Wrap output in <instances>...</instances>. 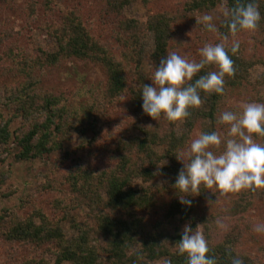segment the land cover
<instances>
[{"label":"trees","instance_id":"obj_1","mask_svg":"<svg viewBox=\"0 0 264 264\" xmlns=\"http://www.w3.org/2000/svg\"><path fill=\"white\" fill-rule=\"evenodd\" d=\"M248 2L250 0H184L181 5L183 13L179 15L156 12L148 17L144 25L131 19L125 20L121 27L123 36L119 38L123 52L119 56L92 36L74 13L64 15L56 27L50 29L57 45L56 51L31 58L25 53L20 55L14 49L5 50V57L2 58L7 66L5 74L10 72L15 77L16 73L22 81L15 86L6 84L3 87L0 104L14 115L29 119L28 125L10 132V119H5L0 112V144L6 153L11 146L16 148L17 160H47L73 131L82 134L91 131L99 136L101 130L96 121L97 110L103 111L108 105L123 103L131 126L138 131L136 135H104L99 141L94 136L90 141L94 144L93 153L106 155L107 165L95 171L73 157L71 167L60 175L61 200L57 199L55 204L61 203L62 213L66 214L68 209L81 205L87 208L81 219H72L75 233L71 237L68 238L62 229L64 215L50 217L40 209H34L28 215L19 211L0 215V240L28 251L22 260L10 259L7 264H152L158 259L171 264H187L186 257L177 254L178 241L186 225L194 232H197L198 225L201 226L209 247L207 255L214 257L217 264H231L233 257L242 258L244 264H264V247L260 248L262 253L259 258L247 251L242 242L251 228L249 211L254 206L255 195L264 192V188L255 191L245 189L230 200L224 211L230 223L221 232L218 214L211 213L205 202H198L192 196L186 197L192 201L190 206L181 204L178 196L185 194L173 187L183 167L178 159L183 158L189 146L194 126H198L200 133L216 131L225 99L233 90L244 87L254 65H264V0H254L261 20L257 29L251 32L252 41L260 46L261 53L254 50L247 53V46L240 40L241 34L247 31L232 37L225 20L218 28L220 38L226 35L239 41V49L235 53L230 50L234 40L229 45L225 44L234 62L235 74L225 76L223 95L201 91V105L189 108L190 115L178 122H169L163 115L153 120L141 107L142 87L152 83L151 78L160 60L171 52L182 57L186 55L187 43L178 37L180 20L188 14L191 19L193 12L210 10L217 4L223 3L231 9L238 3ZM146 32L153 34L155 44L151 55L152 71L148 75L140 70L137 48L138 41ZM74 59L100 65L106 75L104 89L82 91L79 95L81 99L75 103L40 90L35 69L57 66L65 60ZM22 67L29 71L26 78L20 70ZM212 67L206 66L187 83H194ZM179 122L184 127L181 133L176 132ZM255 140L264 145V137H255ZM67 155L71 158V154ZM156 170L167 178L168 186L152 184ZM5 175L0 171V185ZM46 179L56 182L50 176ZM136 179L149 184L138 187ZM48 182L42 187H51ZM201 187L202 197L213 205L216 193L203 185ZM44 252L52 257V262L44 256Z\"/></svg>","mask_w":264,"mask_h":264},{"label":"rangeland","instance_id":"obj_2","mask_svg":"<svg viewBox=\"0 0 264 264\" xmlns=\"http://www.w3.org/2000/svg\"><path fill=\"white\" fill-rule=\"evenodd\" d=\"M10 2L0 1V96L3 87L6 84L18 85L22 81V77H15L7 72L5 74V57L6 49L17 50L20 55L31 58L41 57L44 52L52 53L57 50V45L50 35V29L56 27L61 18L69 13H74L88 29L89 33L94 36L105 47L110 49L112 53L119 56L123 49L119 44V38L123 36L121 27L123 21L133 20L139 25H144L148 17L156 12H169L172 15L183 13L182 2L184 0H9ZM226 6L221 3L217 4L210 10L195 11L191 19L189 14L186 18L180 20L178 24L179 38L185 41L186 55L183 56L189 61L198 62L199 49L206 43L217 44L225 43L229 45L234 40L228 38L223 40L217 32H209L201 25V17L205 14L213 16V23L217 30L222 21L225 20L224 12ZM240 40L247 46V53H261L260 46L252 41L251 32L241 34ZM154 37L151 32L144 33L137 43L140 53V70L145 75L152 71L151 55L154 51ZM252 48V49H251ZM13 62V61H12ZM14 64V63H13ZM15 65V64H14ZM26 78L27 73L23 67L20 69ZM214 67L211 71H216ZM39 80L38 86L43 92H51L60 95L61 98L75 103L79 99L82 91H97L99 88L104 89L106 75L103 68L90 61L81 60H65L57 66H46L43 69H35ZM244 87L235 89L225 99L221 112L233 111L240 112L243 106L249 102L264 103V65L256 64L250 71ZM78 98V99H76ZM3 101L0 97V102ZM97 124L101 133L99 136L94 135L91 131L84 134L71 132L67 140L63 141L60 149L52 152L47 160L29 159L17 160L15 155L17 149L10 147L9 153H6L4 146L0 144V171L5 172L4 182L0 185V215L4 212L19 211L22 215H28L34 209H40L50 217H58L64 215L62 229L69 238L75 232L72 228V219H81L87 212V208L83 205L68 209L64 214L60 204L56 205L57 199L61 200L60 186L58 184L60 175L65 173L71 167L72 158L76 157L84 165L92 170H99L107 165L106 155L95 154L94 144H90L92 138L97 141L104 135L128 134L136 135L138 131L131 126L128 111L123 103L111 106L108 105L105 110H97ZM101 111V112H100ZM0 112L3 117L9 120L8 129L10 132L19 130L20 127L26 126L29 119L23 118L21 115H14L11 110L4 108L0 104ZM219 114V116H220ZM216 132L222 137H227L228 128L225 125L216 126ZM184 127L181 122L177 125L176 132L181 133ZM200 134L197 125L190 132L189 146L194 139ZM97 141H94L96 143ZM188 146V148H189ZM187 148V149H188ZM185 150V152L187 151ZM217 155L224 150V144L211 149ZM71 154V158H69ZM73 154H75L73 156ZM163 163H167L163 161ZM52 175V176H51ZM55 175V176H53ZM50 176L53 181L48 182L46 177ZM50 183L42 187L44 183ZM140 179L135 180L138 187L147 186ZM152 184L159 186H168V180L159 170L155 171V177ZM200 194L192 193L198 202H205V205L211 213L218 214L221 218L220 231L225 230L230 220L225 216V208L229 205L238 192H228L221 195L215 188L209 189L217 195L216 202L212 205ZM196 195V196H195ZM254 206L249 211L250 231L242 238L243 247L257 257H261L260 248L264 247V232H256L257 225H264V192H258L256 195ZM22 208V210H21ZM61 214V215H60ZM197 232L202 233L200 225ZM28 251L18 245H11L0 240V264H7L9 260L20 261ZM49 262L52 257L43 253ZM263 259V257L261 258ZM62 264H70L63 262ZM152 264H165L164 259H158Z\"/></svg>","mask_w":264,"mask_h":264},{"label":"clouds","instance_id":"obj_3","mask_svg":"<svg viewBox=\"0 0 264 264\" xmlns=\"http://www.w3.org/2000/svg\"><path fill=\"white\" fill-rule=\"evenodd\" d=\"M225 25L232 37L239 32H253L261 20L258 5L254 0L238 3L224 12ZM213 16L205 14L200 23L205 30L217 32L212 22ZM227 40L228 36H223ZM239 49V41L234 40L231 52ZM225 43H206L199 49V62L189 61L176 52L162 58L155 67L150 85H143L141 92L142 111L157 120L162 115L169 122L183 121L190 115L189 108L202 103L200 92L223 95L225 76L235 74L234 62L228 54ZM208 65L216 71L201 75L194 83H187ZM219 125L228 128L227 137L218 132H202L192 141L183 158L173 187L184 193L178 196L181 204L190 206L192 193L200 194V187L215 188L223 195L240 190L264 188V145L255 137H264V103L249 102L242 111H224L217 120ZM224 144V150L217 155L212 148ZM185 158L186 161L185 162ZM195 195V196H196ZM256 232H264V225H257ZM208 243L201 232H194L190 226L182 230L178 241L177 254L185 256L187 264H217L214 257L207 255ZM165 264H171L165 261ZM231 264H244L242 258L233 257Z\"/></svg>","mask_w":264,"mask_h":264}]
</instances>
